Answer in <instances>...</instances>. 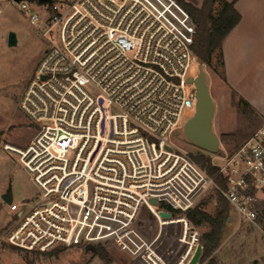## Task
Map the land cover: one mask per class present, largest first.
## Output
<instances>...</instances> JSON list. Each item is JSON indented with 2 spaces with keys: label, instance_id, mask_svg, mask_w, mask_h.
<instances>
[{
  "label": "built area",
  "instance_id": "obj_1",
  "mask_svg": "<svg viewBox=\"0 0 264 264\" xmlns=\"http://www.w3.org/2000/svg\"><path fill=\"white\" fill-rule=\"evenodd\" d=\"M175 4L51 0L28 9L20 2L48 47L20 105L37 132L26 147H3L19 157L37 191L32 201L12 200L16 220L4 242L45 252L106 239L146 264H167L168 252L154 245L164 227L179 224L185 250L174 264H189L202 243L187 216L208 193L227 202L236 226L262 231L264 120L235 151L211 158L214 174L171 140L195 113L189 74L200 64L195 28ZM144 209L158 227L153 238L140 224Z\"/></svg>",
  "mask_w": 264,
  "mask_h": 264
},
{
  "label": "rangeland",
  "instance_id": "obj_2",
  "mask_svg": "<svg viewBox=\"0 0 264 264\" xmlns=\"http://www.w3.org/2000/svg\"><path fill=\"white\" fill-rule=\"evenodd\" d=\"M154 1L176 8L174 0ZM38 6L37 0L28 1V9H36ZM185 18L187 19L186 23L195 28L187 13ZM10 32L16 34V44L14 45L8 43ZM47 47L48 41L38 34L35 26L29 21L28 15L21 9L20 2L0 0V264H86V261L93 259L91 254H85L82 250L84 242L70 246L62 245L50 251L39 252L26 251L2 240L16 220V213L3 199V194L10 190L12 199L16 203L23 200L32 201L37 194L30 176L19 161V157L3 147L6 143L20 148L26 147L37 132L36 125L22 112L20 105L28 83L38 77L37 67L43 59ZM218 55V52L212 55V67L201 61L200 63H203L206 82L215 104L217 122L212 127L218 130L220 146L217 154L221 155L224 154V151L229 153L235 151L247 135L262 122L246 108L244 101L238 100L235 92L228 90L224 67H222ZM213 68H216L218 73L214 72ZM241 73L246 75L241 76ZM249 73V70L232 71L229 80L235 83V89L243 97L260 98L264 94V83L256 77H249L251 76ZM198 74L199 67L194 65L189 75L196 77ZM171 140L180 148L192 153L199 164H201V156L214 158L216 155V153L208 152L191 143L184 135L183 129L175 130L171 135ZM221 205L220 195L208 193L206 196H202L189 211L199 208L214 214ZM262 207L264 208V196ZM180 213L182 214V212ZM231 214L233 219L225 225L221 245L208 259L201 260L200 264H208L209 259H213L216 264H264V222L261 225L262 231L251 225L238 227L235 225V214L230 210L229 218ZM173 215L177 214L173 212ZM141 218L145 221L140 223L144 225L145 231L142 232L149 238H153L158 232L155 219L145 209L142 210ZM99 225L102 233L109 232L110 228L105 220L100 221ZM178 225L174 224L163 228L160 240L154 245L157 252H168L165 260L167 264L176 263L177 258L183 253L182 250H185L184 246L177 242ZM192 225L195 226L193 223ZM195 227L199 232V240L203 244V234L209 230V226L202 224ZM94 242L102 245L108 243L106 239L105 243L97 240ZM105 246H108L109 250ZM102 249L111 261L146 264L141 259L133 260L127 253L120 252L111 245H104ZM91 264L100 263L96 261Z\"/></svg>",
  "mask_w": 264,
  "mask_h": 264
},
{
  "label": "trees",
  "instance_id": "obj_3",
  "mask_svg": "<svg viewBox=\"0 0 264 264\" xmlns=\"http://www.w3.org/2000/svg\"><path fill=\"white\" fill-rule=\"evenodd\" d=\"M191 18L195 26L193 34V51L199 60L209 66L212 64V55L218 52L221 65L224 67L222 45L227 34L234 28L240 20V15L233 5L224 0H203L200 8H197L185 0H174ZM221 2L220 8L215 10V4ZM212 67V66H211ZM214 72L218 73L216 68ZM200 163L209 174H214L216 169L211 165V158L201 156ZM222 205L210 214L203 209L195 208L188 213L189 220L199 226L207 224L209 230L203 234V255L201 260L205 261L216 251L222 243L224 228L229 221L230 207L221 197ZM162 207H166L162 205ZM101 257L106 258V252L101 249ZM208 264H216L213 259H209Z\"/></svg>",
  "mask_w": 264,
  "mask_h": 264
},
{
  "label": "crops",
  "instance_id": "obj_4",
  "mask_svg": "<svg viewBox=\"0 0 264 264\" xmlns=\"http://www.w3.org/2000/svg\"><path fill=\"white\" fill-rule=\"evenodd\" d=\"M193 6L200 8L203 0L192 1L186 0ZM231 3L240 15V20L234 28L227 34L223 41L222 52L224 60V74L226 86L231 92H235L239 101H244L246 108L252 112L253 116L264 120V94L260 98H245L236 89L235 83L229 80L232 71L240 69L249 70V77H256L264 83V0H224ZM170 2V1H169ZM174 5L173 3H171ZM221 2L215 4L216 8H220ZM246 74L241 73V76ZM216 112L214 113L212 126L216 124ZM261 125V124H260ZM259 125V126H260ZM258 126V127H259ZM255 127L243 142L256 130ZM214 132L218 135V130L213 127ZM231 218V217H230ZM229 218V219H230ZM232 221V219H231ZM108 249V246H105ZM109 250V249H108ZM120 252H124L118 250ZM126 253V252H124ZM128 254V253H127ZM129 255V254H128ZM133 260H138L129 255ZM99 261L100 264H106L104 261L94 258L86 261V264ZM201 261V260H200ZM111 264H127L113 261Z\"/></svg>",
  "mask_w": 264,
  "mask_h": 264
},
{
  "label": "water",
  "instance_id": "obj_5",
  "mask_svg": "<svg viewBox=\"0 0 264 264\" xmlns=\"http://www.w3.org/2000/svg\"><path fill=\"white\" fill-rule=\"evenodd\" d=\"M21 2L25 0H14ZM32 1V0H26ZM39 4L51 2V0H37ZM9 45L16 44V34L10 32L8 36ZM190 82L194 83L197 89V103L195 113L190 117L183 127V132L186 138L195 146L202 148L208 152L217 153L220 146V140L212 127V121L215 113V104L209 91L208 84L206 82V73L203 68V63L199 64L198 76L191 78ZM3 199L11 204L12 194L10 190H7L3 194ZM152 203H156L153 199ZM20 215V213H19ZM160 216L163 218L171 217V214L166 211H161ZM231 221V218L229 219ZM203 246L199 244L189 261V264H198L201 258Z\"/></svg>",
  "mask_w": 264,
  "mask_h": 264
},
{
  "label": "flooded vegetation",
  "instance_id": "obj_6",
  "mask_svg": "<svg viewBox=\"0 0 264 264\" xmlns=\"http://www.w3.org/2000/svg\"><path fill=\"white\" fill-rule=\"evenodd\" d=\"M179 226V228H178V230H179V233H178V235H177V238H178V236L181 234V232H182V228H181V225H178ZM165 228V227H164ZM162 236V235H161ZM160 236V237H161ZM159 240H160V238H159ZM158 240V241H159ZM95 240H92V239H89V240H87V239H82V240H79V241H77V242H74L73 244H77V243H83V247H82V250L85 252V254H91L92 256H93V259L94 258H98L99 260H102V261H104L106 264H111L113 261H111V259H110V257L107 255V257L106 258H104V257H101L100 255H99V252H100V250L102 249V247L104 246V245H102V244H99V243H97V242H94ZM178 241V240H177ZM73 244H71V245H73ZM70 246V245H69ZM104 250V249H103ZM179 253H180V251H179ZM92 259V260H93Z\"/></svg>",
  "mask_w": 264,
  "mask_h": 264
}]
</instances>
